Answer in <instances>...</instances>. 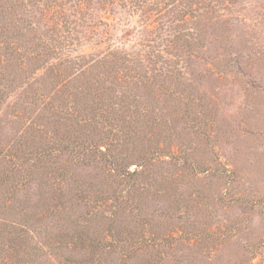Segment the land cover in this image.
<instances>
[{
	"label": "rangeland",
	"instance_id": "obj_1",
	"mask_svg": "<svg viewBox=\"0 0 264 264\" xmlns=\"http://www.w3.org/2000/svg\"><path fill=\"white\" fill-rule=\"evenodd\" d=\"M0 264H264V0H0Z\"/></svg>",
	"mask_w": 264,
	"mask_h": 264
}]
</instances>
